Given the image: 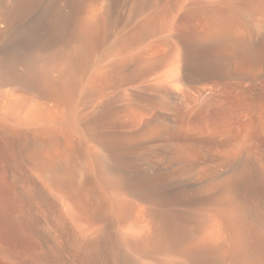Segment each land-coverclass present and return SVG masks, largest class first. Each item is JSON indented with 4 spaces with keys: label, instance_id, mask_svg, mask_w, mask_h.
<instances>
[{
    "label": "bare ground",
    "instance_id": "1",
    "mask_svg": "<svg viewBox=\"0 0 264 264\" xmlns=\"http://www.w3.org/2000/svg\"><path fill=\"white\" fill-rule=\"evenodd\" d=\"M121 1L0 0L3 48L64 44L32 51L60 100L0 80V264H264V0H134L150 34L93 63Z\"/></svg>",
    "mask_w": 264,
    "mask_h": 264
},
{
    "label": "rangeland",
    "instance_id": "2",
    "mask_svg": "<svg viewBox=\"0 0 264 264\" xmlns=\"http://www.w3.org/2000/svg\"><path fill=\"white\" fill-rule=\"evenodd\" d=\"M171 1L172 0H168V1L165 0V2H169V3H166L167 6L170 5V8H169V6L166 7V5H165V7H166L168 12L172 8L171 6H173L174 2H175V0H173L172 2ZM120 3L121 4H117L115 6V8L112 9L111 15H109L106 12L101 10V13H99L101 15H97L98 17L96 16L92 20L93 22L91 21L88 24H86V26H84V29L80 33V34L83 33V37H84L83 38V42L80 41V45L83 46V48L88 50L90 53L93 52L92 53L93 55L92 56L90 55L92 57L91 59H93V60H91L92 62L96 61L97 59H99L101 54H105L108 51L107 48L109 47V43L112 41V34L113 35L119 34V35H122V36H123V34L124 35L125 34H137V33H139V34H150V32H149V30L147 28V25H148L147 24L148 23L147 22L148 21L147 17L149 16L147 14L148 7L147 6H141V5L137 4L134 0H122ZM123 3H124V5H123ZM137 7H139V9ZM145 8H147V9H145ZM140 10L142 11V13L146 12V14L148 16L145 17L144 16V15H146L145 13H144V15H142V13H140ZM143 16H144V18L147 19V21L145 20L146 22L144 21ZM99 17H100V19H99ZM101 17H103V18H101ZM140 22L142 23V25H141ZM13 25H14V20L13 19H11L7 15L2 16V18L0 19V40L6 34L11 33V30H12L11 28H12ZM138 30H139V32H138ZM95 34H96V36H95ZM91 38H92V40H91ZM62 45H64L62 41H56V42L48 43V42H46L45 39H38V40H35V41H32V42H28V43L27 42L26 43H19V44H15L14 43L13 45L12 44H11V46L7 45L4 48L0 45V80L1 79L5 80L7 78V79L10 80L11 83L18 84V85L23 86V87L24 86L25 87H28V86L32 87V85L33 86L35 85V86H37L38 89L40 88V90L43 88V90H41V92L45 91L46 94H48L47 93L48 91H52V93H53V90H54V93H53L54 94V98H57L58 100H60V97H58L60 92H59V89L55 86V84L53 82L48 81L47 79L46 80H42V78L38 74V73L46 72V71H39V70L40 69L46 70L48 68V65H52V63L51 62H47V61L42 62L43 60L39 61L40 59H33L32 58V56H33L32 54L35 51H44V52H50V50L54 51L57 48L62 47ZM102 51L105 52V53H103ZM95 53H97V54H95ZM69 57H71V54H70V56H67V61H69V63L72 64L74 62V60L72 59V57L70 58V60H68ZM94 59H96V60H94ZM37 62H39V63H37ZM43 63L45 64L44 67H42L44 65ZM34 77H37V79L35 78V80L32 81V79H34ZM38 77L41 79V81H43L44 85L40 81V79L38 80ZM31 81L33 82V84H31L32 83ZM36 81L37 82L39 81L41 83H36ZM45 81H47V83H45ZM69 81H70V77H69ZM70 83H72V82H70ZM53 84H54V86H53ZM38 85H40V86L43 85V86L39 87ZM35 86H34V88H35ZM52 87H54V88L52 89ZM72 87H74V84L73 85L71 84L70 88L67 87V90L69 89V94L67 95V98H71L72 97V95H71V94H73ZM44 88H46L47 90L44 89ZM48 89H50V90H48ZM55 91H57V92H55ZM112 109H114V108H112V106H107V108L105 107V108L102 109V111H101L102 113L100 112L101 115H102V116H100V118L101 117L103 118V122H104L105 125H103V122H101L102 119H100L98 117L97 121L95 123L93 122L90 127L91 128H93V127L94 128L95 127L101 128L102 127L103 129L111 128L112 125H114L112 123L113 122V120H112L113 119V114L115 115V109H114V111ZM99 120L101 122L100 123L101 126L100 125L98 126ZM111 120H112V122H111ZM115 125H117V124H115ZM22 144L24 145V143H22ZM7 146L11 147L8 142H4L3 139H0V151L6 152L7 150H5V149L8 148ZM15 146L17 147V144L15 142H13L12 143V147L16 148Z\"/></svg>",
    "mask_w": 264,
    "mask_h": 264
}]
</instances>
